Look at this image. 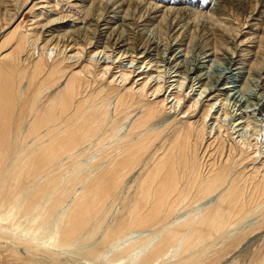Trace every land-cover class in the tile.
<instances>
[{
  "label": "bare ground",
  "instance_id": "bare-ground-1",
  "mask_svg": "<svg viewBox=\"0 0 264 264\" xmlns=\"http://www.w3.org/2000/svg\"><path fill=\"white\" fill-rule=\"evenodd\" d=\"M160 1L0 0V264H218L264 209L261 37L206 30L212 51L192 57L142 28L127 42L118 9L190 11Z\"/></svg>",
  "mask_w": 264,
  "mask_h": 264
},
{
  "label": "rangeland",
  "instance_id": "rangeland-1",
  "mask_svg": "<svg viewBox=\"0 0 264 264\" xmlns=\"http://www.w3.org/2000/svg\"><path fill=\"white\" fill-rule=\"evenodd\" d=\"M156 1L157 0H151V2H154V3L159 4L162 7H164L162 9L169 7V5L166 4V2H164L162 4V3H158V1L161 2L160 0H158L157 2ZM149 2H150V0H149ZM186 3L187 4L184 5L183 7L187 10L189 9L190 11H188L189 13H187V14L185 13L184 16L179 15V16H176V18H174V16H172L171 18L169 16H163L164 19H158V17H157V18H155V20H152V21H149L147 19L149 14L147 13L146 10L144 11V9H138V10H134V9L126 10L127 8L118 9L117 10L118 15L121 18H125L126 22H128V24H129L128 26L123 28V30H124L123 38L132 45L139 44L140 43V41H139L140 31L139 30H140V28H142L144 33L146 31V34H150L151 37L155 38V40L157 39L159 42L162 41V44H165L166 42L167 43H176L178 41L180 42V40H181L180 49L181 50L184 49L185 53L188 52L187 55L189 57L190 56L192 57V56L198 55V53H200V52H203V50L208 51L209 53L212 51L210 48H211V46H213V43L211 45L212 41H210L211 39H209L210 33L214 34V35L217 33V35H218L219 32H221V33L223 32L224 34H226L228 36V37H226V35H225L224 39L228 38V40H229V38L231 36L236 35V33L238 32L237 30H241V32L239 33L240 39L243 38L244 36H245V38H248V37L252 36V34L254 37H261L260 39H256L257 42H256L255 50L259 49L260 50L259 51L260 57L261 56L264 57V16H263V14H259L260 17L258 19L260 21L259 25L261 24V26H260V28H257L256 32L254 30H251L248 27V25L251 24L252 22H249L247 25H244L246 20L250 21V19L256 18L257 12H259L260 9L263 10L262 0H187ZM168 4H169V2H168ZM170 5H172V4H170ZM115 7L116 6H112V8L114 10L116 9ZM71 10L72 9L65 6L62 8L61 11L59 10V12L61 14H65V15H71L74 17H79L88 26L91 24H96L95 21H96V18H98V15H94L96 17L95 18L92 13H90L89 15H86V13H83V14L79 13L78 14V13H75V11H73V10L71 11ZM25 12H26V10H24L20 14V17L18 18V22L20 20H22V22H24V23L27 22L29 17H28V15H25ZM159 18H161V17H159ZM163 20H165V21H163ZM179 21H180V23H179ZM184 21L188 22L189 24L192 23L191 24L192 26L194 25L193 26L194 32H192L190 34L187 33L188 35L184 34L183 36H182V33L180 31L175 34L177 29L171 30L172 29L171 23L175 22L179 25H183ZM203 25H205L207 27H205ZM207 28H212V30L214 32L211 29H207ZM206 30L208 33L210 31V33L208 34L206 32ZM196 31H198V32H196ZM188 32H191V30H189ZM252 32H254V33H252ZM177 35H178V37H177ZM0 37H1V35H0ZM200 37L203 39H201ZM224 39H223V41H224ZM2 40H3V37L1 38L0 42H2ZM209 41H210V43H209ZM9 45H10V43H6L2 47L0 46L1 47L0 52L7 49ZM128 62L129 61H126L125 64L127 65ZM135 64H136V62H134L132 64V66H134ZM128 65H130V64L128 63ZM163 70H166V69L162 67L161 71H163ZM156 74L157 73H154V75H156ZM174 79H176V78H174ZM4 81H5V77H4V75H2L0 73V95L3 94V88H5L3 85ZM186 83H187V80H184L182 91L188 92L189 90H188V88H186V85H187ZM189 95H191V94H189ZM150 99H152V98H150ZM224 103H226V102H224ZM225 105H227V103ZM230 107H231V105H230ZM219 114H221V113L219 112ZM221 119L223 120V117H221ZM144 123H145V121L142 120L139 123V125H144ZM161 125L162 124H161V121H159V119H157L153 122H150L147 125L148 133L150 132V134L147 136V139H154L155 133H158V131H160V129L162 127ZM124 131H125V126H123L121 128V130L119 131L118 134L119 135L123 134ZM198 208L199 207L194 208V210H197ZM263 214H264V209H261V211L251 215L248 219L243 221L241 225H239L240 227L236 231H240V240L236 244H234L232 247L228 248L226 257H224V259H222L218 264H223L227 259H230L229 261L234 259V261H235L234 264H254L258 258L263 257V254H264V228H263V230L260 229V230H257V232L256 231L251 232L250 234L247 231V230H249V227L251 225H253L257 221H259L262 217H264ZM244 230H246V231L241 236V233H243L242 231H244ZM221 242H219L215 246V248H213V249L214 250L218 249L221 245H224L226 243V242H223V243H221ZM71 255L74 256L75 254H71ZM71 255L70 256L66 255V257L72 258ZM100 264H102V263H100Z\"/></svg>",
  "mask_w": 264,
  "mask_h": 264
}]
</instances>
